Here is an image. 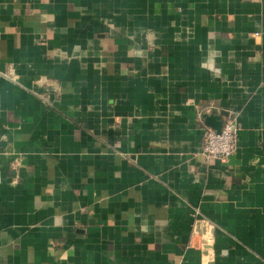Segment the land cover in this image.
Here are the masks:
<instances>
[{
  "label": "crops",
  "instance_id": "crops-1",
  "mask_svg": "<svg viewBox=\"0 0 264 264\" xmlns=\"http://www.w3.org/2000/svg\"><path fill=\"white\" fill-rule=\"evenodd\" d=\"M0 264H264V0H0Z\"/></svg>",
  "mask_w": 264,
  "mask_h": 264
},
{
  "label": "built area",
  "instance_id": "built-area-1",
  "mask_svg": "<svg viewBox=\"0 0 264 264\" xmlns=\"http://www.w3.org/2000/svg\"><path fill=\"white\" fill-rule=\"evenodd\" d=\"M239 125L234 117H228L221 131L205 127L202 149L207 159H224L232 155L238 147Z\"/></svg>",
  "mask_w": 264,
  "mask_h": 264
},
{
  "label": "water",
  "instance_id": "water-1",
  "mask_svg": "<svg viewBox=\"0 0 264 264\" xmlns=\"http://www.w3.org/2000/svg\"><path fill=\"white\" fill-rule=\"evenodd\" d=\"M227 114V113H225ZM210 119H207V123L209 125H211L213 128L217 129L218 131H221V128L223 126V121L221 120V117H219L217 123H211V121H209Z\"/></svg>",
  "mask_w": 264,
  "mask_h": 264
}]
</instances>
